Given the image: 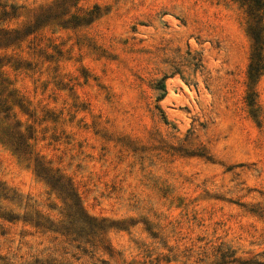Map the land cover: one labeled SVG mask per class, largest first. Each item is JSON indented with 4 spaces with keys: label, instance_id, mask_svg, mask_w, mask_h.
<instances>
[{
    "label": "rangeland",
    "instance_id": "rangeland-1",
    "mask_svg": "<svg viewBox=\"0 0 264 264\" xmlns=\"http://www.w3.org/2000/svg\"><path fill=\"white\" fill-rule=\"evenodd\" d=\"M58 1L0 0V30H35L0 49V257L264 264V73L251 83L247 8L80 0L44 17ZM96 8L93 23H66ZM40 162L81 217H67ZM38 217L72 235L37 229Z\"/></svg>",
    "mask_w": 264,
    "mask_h": 264
},
{
    "label": "trees",
    "instance_id": "trees-1",
    "mask_svg": "<svg viewBox=\"0 0 264 264\" xmlns=\"http://www.w3.org/2000/svg\"><path fill=\"white\" fill-rule=\"evenodd\" d=\"M243 7L247 8V12L249 17L252 20L249 34L252 37L254 41V53L252 54L251 58V64L249 66V79L252 84H255L260 77L264 73V27L262 25L264 20V0H238ZM80 0H59L58 3L54 6L49 8L44 13V17L51 18L54 14L58 13L59 9H66L70 7V5L73 3L74 7H77ZM15 16V15H14ZM13 16V17H14ZM56 16V15H55ZM100 16V9L96 8L95 10H92L90 12H84L82 16H74L71 21H66V23H93L98 17ZM43 17V15H42ZM57 17V16H56ZM35 30H26L25 33H21L20 31H6V30H0V49L2 48H9L10 46L16 44L17 42L22 41L24 38L29 36L30 34H33ZM0 69H1V62H0ZM7 80L3 78L2 73L0 72V108L4 110V112H7L10 110V108H5L7 105V99H4L2 96L7 91ZM9 96H12V93L9 94ZM250 106H254V101L250 104ZM13 138V142L16 141V135L12 133V130L6 135ZM20 141L22 140V136H20ZM22 142V141H21ZM16 145V152L21 153L23 143H14ZM37 173L39 177H43L45 180H47L48 184L53 187L54 190H58L62 194H66L67 191L72 190L69 186L62 183V178H57L56 175L52 174V170L47 168L44 164L41 162L37 165ZM66 191L65 193L63 192ZM66 200L70 202L68 204V212L69 214L67 217H81L84 214L83 207L81 205L80 199L78 195L74 193H67ZM47 223H50L51 226L45 227V224L43 223V218L38 217L35 227L37 229L45 228L46 230H53L55 233H62L63 236H70L72 235V228L71 226L67 227L64 224L59 225L54 222H50V220H46ZM92 222V221H91ZM90 224V229L92 231V235H95L93 233L94 229L98 230H105L102 227H97L95 225ZM70 225H72L70 223ZM0 264H13L9 261H6L5 259L0 257ZM49 264H55V263H49ZM102 264H107L106 262H103Z\"/></svg>",
    "mask_w": 264,
    "mask_h": 264
}]
</instances>
